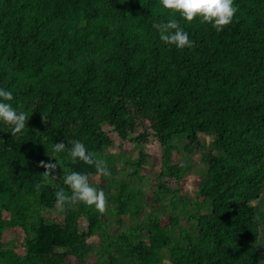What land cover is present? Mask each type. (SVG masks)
I'll return each mask as SVG.
<instances>
[{
	"label": "trees",
	"instance_id": "obj_1",
	"mask_svg": "<svg viewBox=\"0 0 264 264\" xmlns=\"http://www.w3.org/2000/svg\"><path fill=\"white\" fill-rule=\"evenodd\" d=\"M236 4L217 32L160 0H0V86L29 113L16 137L0 125V264H264V0ZM173 17L192 47L160 40L154 25ZM104 126L138 146L153 137L158 174L142 175L141 150L111 152ZM76 139L110 175L54 148ZM70 171L104 189V212L57 203ZM189 175L194 199L181 193Z\"/></svg>",
	"mask_w": 264,
	"mask_h": 264
},
{
	"label": "clouds",
	"instance_id": "obj_2",
	"mask_svg": "<svg viewBox=\"0 0 264 264\" xmlns=\"http://www.w3.org/2000/svg\"><path fill=\"white\" fill-rule=\"evenodd\" d=\"M162 9L170 10L171 13H179V17L187 22L199 19L209 23L217 32L223 31L229 25L237 13L236 0H160ZM155 28L158 30L159 38L168 47H175L178 50L190 48L194 41L190 38L189 32L180 23V20L173 17L166 22H157ZM14 93L7 87L0 86V125L10 128V132L16 137L23 134L27 128L26 122L29 113L20 110L12 103ZM57 152H66L73 162L83 161L94 165L98 175H110L111 171L107 161L88 150L86 144L79 139L73 141L71 147L64 142L54 144ZM48 169H54L56 164L46 165ZM48 174V172H46ZM49 175V174H48ZM64 183L69 186L70 193L61 188L56 192L57 203L86 206H95L101 212L107 208V197L103 188H97L89 181L86 173L70 171L64 177Z\"/></svg>",
	"mask_w": 264,
	"mask_h": 264
},
{
	"label": "rangeland",
	"instance_id": "obj_3",
	"mask_svg": "<svg viewBox=\"0 0 264 264\" xmlns=\"http://www.w3.org/2000/svg\"><path fill=\"white\" fill-rule=\"evenodd\" d=\"M103 131L107 134V136L111 139V147L110 151L113 153H119L121 150L126 157L130 159H136L138 156L139 150H141L144 154H146L148 157L146 158V161L144 163V168L143 171L141 172L144 177L147 179H153L154 176H156L159 172L160 164H161V148L157 141L151 137L148 136L147 142L143 143L142 145H134L133 142L130 141H125L123 142L114 132V130L109 127V126H104ZM140 133H146L150 134L151 131L149 129V126L147 123L143 125V127H137V129L134 131V133L131 134V137H135ZM201 139H205L206 141H209V137L205 134L202 133L200 134ZM172 157L173 162H178L180 161V156L177 153H172L170 154ZM192 161L196 164L199 163V152L193 151L191 154ZM92 182L96 185L98 183V177L97 176H92L91 177ZM198 183V177L194 175H189L184 177L182 181V186H181V193L186 194L191 199L195 198V191H196V185ZM59 208H56L55 213L59 212ZM103 221L108 222V218L104 217ZM132 222V221H131ZM113 228H116L113 226ZM115 230V229H113ZM3 239L5 241H12L13 242V247L15 251L19 254H23V247H22V241H23V236L17 233H13L10 230H4L3 231ZM91 245H97L98 244V239L97 237H90L87 240ZM67 260L71 264H76L77 261L74 257L69 256ZM88 264H95V260L93 258H90L87 260Z\"/></svg>",
	"mask_w": 264,
	"mask_h": 264
}]
</instances>
